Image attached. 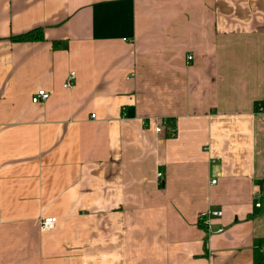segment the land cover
Listing matches in <instances>:
<instances>
[{"label":"crops","instance_id":"1","mask_svg":"<svg viewBox=\"0 0 264 264\" xmlns=\"http://www.w3.org/2000/svg\"><path fill=\"white\" fill-rule=\"evenodd\" d=\"M0 217V264L264 260V0H0Z\"/></svg>","mask_w":264,"mask_h":264},{"label":"built area","instance_id":"2","mask_svg":"<svg viewBox=\"0 0 264 264\" xmlns=\"http://www.w3.org/2000/svg\"><path fill=\"white\" fill-rule=\"evenodd\" d=\"M192 57H193L192 54H190L188 56L189 59H192ZM75 80H76V71L75 70H71L68 73L66 81L64 82V86L65 87H69V86L73 85L75 83ZM49 96H50V92L47 89L40 88L33 94L32 101L33 102H38V101H41V100H45V99L49 98ZM156 129L158 131H161L162 130V126L159 125V126L156 127ZM175 129H176L175 127H172L170 132L174 133ZM257 204L259 205L260 203L257 202ZM206 214L221 215L222 214V210H211V211L204 212L200 216L201 218H203V221H204V219L206 217ZM0 220H1V217H0ZM56 221H57V217L56 216H44V217H42L41 221H40L42 230H46V229L52 228L55 225ZM208 226H209V224H208ZM219 230H222V228H219Z\"/></svg>","mask_w":264,"mask_h":264},{"label":"trees","instance_id":"3","mask_svg":"<svg viewBox=\"0 0 264 264\" xmlns=\"http://www.w3.org/2000/svg\"><path fill=\"white\" fill-rule=\"evenodd\" d=\"M14 40H41L44 39V29L42 26H37L31 28L25 32L14 34L11 36ZM258 264H264V260L260 261Z\"/></svg>","mask_w":264,"mask_h":264}]
</instances>
